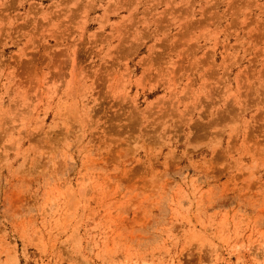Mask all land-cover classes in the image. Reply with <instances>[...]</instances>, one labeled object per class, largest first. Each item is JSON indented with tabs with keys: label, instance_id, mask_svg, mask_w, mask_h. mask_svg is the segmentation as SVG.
I'll use <instances>...</instances> for the list:
<instances>
[{
	"label": "rangeland",
	"instance_id": "374dc122",
	"mask_svg": "<svg viewBox=\"0 0 264 264\" xmlns=\"http://www.w3.org/2000/svg\"><path fill=\"white\" fill-rule=\"evenodd\" d=\"M0 264H264V0H0Z\"/></svg>",
	"mask_w": 264,
	"mask_h": 264
},
{
	"label": "bare ground",
	"instance_id": "6f19581e",
	"mask_svg": "<svg viewBox=\"0 0 264 264\" xmlns=\"http://www.w3.org/2000/svg\"><path fill=\"white\" fill-rule=\"evenodd\" d=\"M72 89V88H71ZM173 106V105H172Z\"/></svg>",
	"mask_w": 264,
	"mask_h": 264
}]
</instances>
